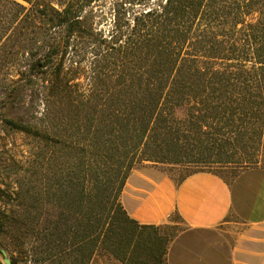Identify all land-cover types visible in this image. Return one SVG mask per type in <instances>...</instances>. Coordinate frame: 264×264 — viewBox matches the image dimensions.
<instances>
[{
    "label": "trees",
    "instance_id": "trees-1",
    "mask_svg": "<svg viewBox=\"0 0 264 264\" xmlns=\"http://www.w3.org/2000/svg\"><path fill=\"white\" fill-rule=\"evenodd\" d=\"M0 99L36 100L0 127L44 142L0 160L11 264H90L100 249L166 264L168 239L128 215L123 188L139 166L264 140V0H0Z\"/></svg>",
    "mask_w": 264,
    "mask_h": 264
},
{
    "label": "crops",
    "instance_id": "crops-1",
    "mask_svg": "<svg viewBox=\"0 0 264 264\" xmlns=\"http://www.w3.org/2000/svg\"><path fill=\"white\" fill-rule=\"evenodd\" d=\"M143 177L127 180L121 203L139 224L176 217L171 223L184 226L168 244L166 264H264V167L231 183L207 170L178 183L162 173ZM90 264L122 263L94 257Z\"/></svg>",
    "mask_w": 264,
    "mask_h": 264
},
{
    "label": "rangeland",
    "instance_id": "rangeland-1",
    "mask_svg": "<svg viewBox=\"0 0 264 264\" xmlns=\"http://www.w3.org/2000/svg\"><path fill=\"white\" fill-rule=\"evenodd\" d=\"M1 106H3V102L0 99V107ZM0 112L4 113L8 117H21L23 120H29L33 116V112H40V109L39 103H37L36 100L26 99L25 105H19L13 108L2 107ZM43 143V141L34 139L22 132H6L0 127V160L12 156L21 162H25L30 156L31 149L34 148L35 145L41 146ZM218 160L219 161L217 162H209L194 166L190 165L186 167H171L168 165L163 167L153 165L139 166L131 172L128 179L131 177L133 178L132 180L140 181V178L145 174L154 176L155 174L162 173L169 176L170 178L179 180L181 177L192 171L209 170L219 174L226 181L231 183L238 177V175L249 168L264 167V140L262 139L258 142L246 141L245 143L236 142L233 144H228L224 148V152L220 154ZM0 206L3 205L0 203ZM171 221H178V219L176 217L171 218L169 222L165 223L164 225H160L157 230L160 236L168 239L166 250L170 241L178 234L180 230L184 229L183 225L179 223L174 224L171 223ZM2 251L6 253V257L10 260L11 264L12 254L16 255V253L12 252L11 247H6V245L0 241V264H5L3 261L4 255ZM94 257L109 259L113 258L110 254L101 249L96 252ZM18 262V264H33L30 261Z\"/></svg>",
    "mask_w": 264,
    "mask_h": 264
},
{
    "label": "water",
    "instance_id": "water-1",
    "mask_svg": "<svg viewBox=\"0 0 264 264\" xmlns=\"http://www.w3.org/2000/svg\"><path fill=\"white\" fill-rule=\"evenodd\" d=\"M2 253L4 255V259H3L4 263L5 264H10V260L6 257V253L4 251H2Z\"/></svg>",
    "mask_w": 264,
    "mask_h": 264
}]
</instances>
